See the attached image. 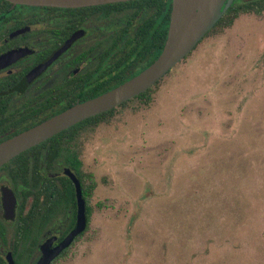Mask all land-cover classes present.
Segmentation results:
<instances>
[{
    "label": "rangeland",
    "instance_id": "obj_1",
    "mask_svg": "<svg viewBox=\"0 0 264 264\" xmlns=\"http://www.w3.org/2000/svg\"><path fill=\"white\" fill-rule=\"evenodd\" d=\"M149 98L74 140L90 221L53 264H264V12L217 28Z\"/></svg>",
    "mask_w": 264,
    "mask_h": 264
},
{
    "label": "flooded vegetation",
    "instance_id": "obj_2",
    "mask_svg": "<svg viewBox=\"0 0 264 264\" xmlns=\"http://www.w3.org/2000/svg\"><path fill=\"white\" fill-rule=\"evenodd\" d=\"M161 29L160 1L155 7L151 0H134L58 8L1 0L0 144L139 75L157 59ZM74 142L68 141L63 149L54 143L44 145L45 160L37 170L30 169L25 179L13 178L0 168V241L9 234L12 240L4 256L0 242V264H10L9 259L19 264V251L26 242L27 255L38 253L31 263L36 264L46 242L53 240L50 248L54 249L76 227L77 199L75 221L72 211L61 206L51 220L46 218L44 226H34L28 240L19 243L17 238V211L24 201L21 192L56 186L60 184L56 179L68 172L77 177L82 163ZM4 188L16 198L13 219L5 217ZM28 200L31 203V197Z\"/></svg>",
    "mask_w": 264,
    "mask_h": 264
},
{
    "label": "water",
    "instance_id": "obj_3",
    "mask_svg": "<svg viewBox=\"0 0 264 264\" xmlns=\"http://www.w3.org/2000/svg\"><path fill=\"white\" fill-rule=\"evenodd\" d=\"M13 5L37 7L80 8L134 0H5ZM235 0H172V12L163 49L157 59L139 75L94 99L75 105L51 119L0 144V168L23 152L38 146L59 133L97 115L109 112L121 104L147 92L181 61L187 58L211 29L222 19ZM67 176L75 185L77 222L74 230L54 249L53 240L42 246V256L36 264H51L74 239L86 229L85 203L80 183L71 172ZM7 219L15 217L16 198L3 189ZM9 259V257H8ZM10 264H14L9 259Z\"/></svg>",
    "mask_w": 264,
    "mask_h": 264
},
{
    "label": "trees",
    "instance_id": "obj_4",
    "mask_svg": "<svg viewBox=\"0 0 264 264\" xmlns=\"http://www.w3.org/2000/svg\"><path fill=\"white\" fill-rule=\"evenodd\" d=\"M1 1V0H0ZM153 1V6L155 7L156 3L159 1L161 2V19H162V29H161V47L157 50V54L155 58L160 54L161 50L163 49L171 12H172V0H151ZM264 12V0H235L233 5L228 9V11L224 14L222 19L209 31V33L205 36V38L213 33L217 28H224L230 27L234 20L238 18L241 14H248V13H255V14H262ZM204 40V39H203ZM186 59V58H185ZM163 81L160 80L154 89H149L147 92L139 95L136 97L135 100L141 99L145 102H149L152 92H155L157 87ZM131 101L125 102L121 104L118 108H122L129 104ZM115 108L109 112L97 115L95 117L89 118L61 133L58 135L50 138L45 143L35 146L19 156L12 159L8 164L3 166L2 169H7L10 175L13 178L17 179H25L28 177V172L30 169L37 170L39 163L41 160H45L44 150L43 147L46 144L54 143L60 145L61 149H63L64 145H68V141H74L78 138L81 134L84 133L86 129L93 128L96 125H99L101 122L108 121L110 116L118 109ZM69 139V140H68ZM49 151V149H47ZM46 150V151H47ZM51 151V148H50ZM59 151V149H58ZM77 179L80 183V189L82 193L83 201L85 202V209L87 214V223L89 224L90 221V200L95 188V181L92 175H86L81 170H79L77 174ZM52 181L53 179L49 180ZM60 181V182H58ZM60 183V184H58ZM56 186L51 184V187L45 189H38L34 191L23 190L22 197L24 201L18 207L17 213V222H18V232L17 238L19 243H23L24 241L28 240L31 237L32 230L34 226L37 227V224L42 227L45 224L46 218L50 220L53 218L57 209L59 207L64 206L63 208L66 211H72L75 221L76 216V190L75 185L71 181V179L67 176H62L59 179H56ZM31 197V203L28 200ZM55 208V209H54ZM83 233V232H82ZM82 233L78 236H82ZM71 247L65 249L63 254L57 259H61L65 256L68 250ZM28 254L27 256H30ZM21 258L19 256V264H21Z\"/></svg>",
    "mask_w": 264,
    "mask_h": 264
}]
</instances>
